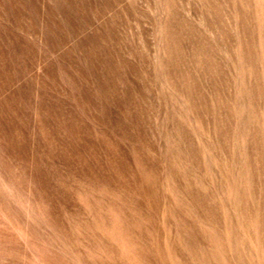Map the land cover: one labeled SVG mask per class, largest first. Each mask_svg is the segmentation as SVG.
<instances>
[{"label": "rangeland", "instance_id": "obj_1", "mask_svg": "<svg viewBox=\"0 0 264 264\" xmlns=\"http://www.w3.org/2000/svg\"><path fill=\"white\" fill-rule=\"evenodd\" d=\"M49 2L0 0V264H264V0Z\"/></svg>", "mask_w": 264, "mask_h": 264}, {"label": "bare ground", "instance_id": "obj_2", "mask_svg": "<svg viewBox=\"0 0 264 264\" xmlns=\"http://www.w3.org/2000/svg\"><path fill=\"white\" fill-rule=\"evenodd\" d=\"M33 1V0H32ZM44 1V4L43 5H45V1L46 0H43ZM50 0H48V3H50L49 2ZM15 3V2H14ZM11 5V4H10ZM38 5V4H37ZM49 5V4H48ZM32 7V6H31ZM44 7V6H43ZM1 8H3V6L1 7ZM14 8H15V5H14ZM18 8V7H17ZM16 8V9H17ZM21 8V7H20ZM42 8V7H41ZM24 9H25V7H24ZM43 9H45V8H43ZM3 10H4V8H3ZM7 10V9H6ZM6 10H4L5 12H6ZM20 10V9H19ZM17 11V10H16ZM15 11V12H16ZM41 11H43V10H41ZM27 12V11H26ZM21 13H23V12H21ZM25 13V12H24ZM155 13V12H154ZM6 14V13H5ZM17 14V13H16ZM28 14V13H27ZM37 14V13H36ZM152 14V13H151ZM2 15V10L0 9V16ZM12 15V14H11ZM18 15V14H17ZM45 15V14H44ZM51 16V15H50ZM44 17H47V16H44ZM38 18V17H37ZM61 18V17H60ZM47 19V18H46ZM46 19H44V21L46 20ZM1 20V19H0ZM20 20V19H19ZM32 20V19H31ZM24 21V20H23ZM28 21H30L29 19H28ZM26 22V21H25ZM56 22V21H55ZM5 23H7V22H5ZM20 23V22H19ZM32 23V22H31ZM37 23V22H36ZM41 23H42V20H41ZM58 23V22H57ZM43 24H45V22H43ZM43 24L40 26V28H37V27H35V26H27V27H25V28H21V30H25V32L28 34V36H30V38L31 39H35V40H37V42L39 43V44H41V45H44L45 43H46V35H45V33H46V31H45V28H43L44 26H43ZM33 25V24H32ZM58 25V24H57ZM60 25V24H59ZM58 25V26H59ZM25 26V24L23 25V27ZM52 26V25H51ZM19 27H22V25L21 26H19ZM1 30V29H0ZM62 30V29H61ZM61 30H60V32H61ZM49 31V30H48ZM57 31H59V30H57ZM63 31V30H62ZM51 32V31H50ZM66 32V31H65ZM64 32V33H65ZM55 33V32H54ZM52 34V33H51ZM53 35V34H52ZM68 35V34H67ZM57 36H58V32H57ZM56 37V36H55ZM54 37V38H55ZM59 38H61V35H60V37ZM3 39V38H2ZM55 40H56V38H55ZM4 41V40H3ZM9 41H10V39H9ZM36 42V41H35ZM18 43V42H17ZM16 44V43H15ZM67 44V43H66ZM11 45V44H10ZM14 45V44H13ZM47 45V44H46ZM17 46V45H16ZM19 46H21V45H19ZM68 47V46H67ZM46 48H47V46H46ZM12 51H13V49H12ZM11 51V52H12ZM49 51V50H48ZM16 53V52H15ZM41 54V56H42V53H40ZM46 54V53H45ZM16 55V54H15ZM47 55H49V54H47ZM43 56H44V54H43ZM46 56V55H45ZM50 56V55H49ZM48 56V57H49ZM24 57V56H23ZM37 57H39L38 55H37ZM22 59V58H21ZM23 59H25V58H23ZM27 60V59H26ZM39 60V59H38ZM44 60V59H43ZM28 61V60H27ZM37 61V60H36ZM40 62L42 61L41 59L39 60ZM39 61H37V63H39ZM46 61H48V60H46ZM46 61H44V62H46ZM26 62V61H25ZM35 63V62H34ZM34 63H32V64H34ZM42 63V62H41ZM27 64H29V63H27ZM43 64H45V63H43ZM67 64V63H66ZM19 100V99H18ZM18 102V101H17Z\"/></svg>", "mask_w": 264, "mask_h": 264}]
</instances>
